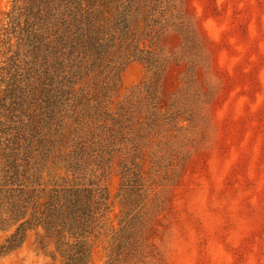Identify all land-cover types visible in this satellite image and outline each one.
Here are the masks:
<instances>
[{
	"label": "trees",
	"instance_id": "1",
	"mask_svg": "<svg viewBox=\"0 0 264 264\" xmlns=\"http://www.w3.org/2000/svg\"><path fill=\"white\" fill-rule=\"evenodd\" d=\"M200 27L187 0H10L0 18V260L35 231L53 264H90L98 244L103 264H169L162 243L188 227H170L186 221L173 190L216 134L221 74ZM134 61L144 76L119 100Z\"/></svg>",
	"mask_w": 264,
	"mask_h": 264
},
{
	"label": "rangeland",
	"instance_id": "2",
	"mask_svg": "<svg viewBox=\"0 0 264 264\" xmlns=\"http://www.w3.org/2000/svg\"><path fill=\"white\" fill-rule=\"evenodd\" d=\"M187 1L221 74L220 83H211L216 134L172 193L175 211L186 221L170 227L181 234L188 225L186 239L162 246L169 264H264V0ZM9 9L10 0H0V18ZM143 76L139 62L129 63L119 100ZM119 184L115 174L106 182L113 215ZM35 241L30 231L0 264H53L50 250ZM104 248L94 246L90 264L104 263Z\"/></svg>",
	"mask_w": 264,
	"mask_h": 264
}]
</instances>
